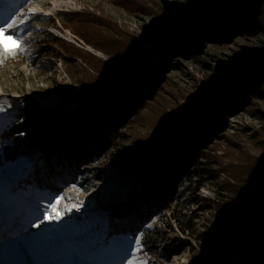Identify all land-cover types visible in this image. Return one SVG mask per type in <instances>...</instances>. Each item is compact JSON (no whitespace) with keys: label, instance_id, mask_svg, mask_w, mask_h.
<instances>
[{"label":"trees","instance_id":"16d2710c","mask_svg":"<svg viewBox=\"0 0 264 264\" xmlns=\"http://www.w3.org/2000/svg\"><path fill=\"white\" fill-rule=\"evenodd\" d=\"M216 1L207 0L211 4L209 10L190 24V38L178 48L183 55L177 56L188 59L184 55H189L202 62L204 58L200 53L204 43L231 41L238 32L252 29L251 25L246 26L251 20L255 23L259 19L264 23V0H229L228 7L214 5ZM114 2L128 9L134 7L136 13L150 9L149 4L141 0ZM151 11L160 13V10ZM56 13L63 29H70L108 59L52 33L38 36L34 41L39 56L53 54L51 47L56 46V55L66 62L65 69L72 82L96 84L98 92L92 96L66 140L48 143L39 151L35 162L21 176L17 190L28 195L57 193L62 186L76 183L77 177L88 176L87 167L102 160L113 147L112 161L122 168L127 167L131 160L121 156V145L128 138L125 129L129 122L142 124L147 126L148 137L140 135L125 150L135 153L140 142L152 141V146L137 186L128 187L107 212L108 225L116 229L115 234L140 233L142 246L152 257L149 264H160L153 260L158 253L160 235L148 225L161 212L170 210L180 229L202 243L200 246L209 253L210 264H229L232 248L236 250L239 263L264 264V156L256 158L246 154L241 157L240 160L246 162L231 174L234 183L230 185L233 184L235 195L227 205L196 195L207 179H215L226 169L216 166L217 162H213L216 156L210 151L216 145L215 138L226 134L230 126L228 118L239 109L257 115L258 107H248L252 104L250 97L264 95V60L257 65H246L238 72L236 69L227 71L212 93L208 89L181 105L182 108L168 111L172 105L165 93L173 85V79L169 72L152 61V56L163 59L166 50L161 45L179 41L173 29L162 26L161 33L174 32L176 37L165 34L150 50L142 52L146 38L122 30L107 16L89 10ZM177 27L178 33L184 31L182 25ZM68 60L74 61V66H69ZM184 63L177 62L175 66L187 65ZM30 111L28 106L22 107L15 122L0 133L1 141L9 145L7 159L18 158L22 145L23 152H28L29 156L36 152L38 141L31 135L44 118ZM21 133L26 141L21 140ZM217 161L221 163L219 158ZM193 178L196 179L193 203L207 201L221 220V224L206 227L199 233L194 232L189 223L185 224L176 208L183 195L182 189L188 182L192 183ZM99 179L103 180L104 176L101 174ZM206 242L218 247H206ZM179 253L181 251L175 255Z\"/></svg>","mask_w":264,"mask_h":264},{"label":"rangeland","instance_id":"374dc122","mask_svg":"<svg viewBox=\"0 0 264 264\" xmlns=\"http://www.w3.org/2000/svg\"><path fill=\"white\" fill-rule=\"evenodd\" d=\"M149 4L147 11L136 13L133 9L120 6L114 0H12V7L16 9L19 19L28 17L24 27L26 49L15 58H9L0 66V104L5 111L0 113V133L4 127L11 126L17 119L18 111L28 106L31 113L42 116L43 123L35 129L33 136L38 141L36 152L29 156L20 148V156L16 159L5 157L6 148L0 138V227L9 222L11 228H0V237L11 235L14 238L9 244H22L26 252L24 264H124L128 255L131 238L140 236V244L135 245L140 251L135 253L139 264H149V257L141 243V234H115L116 229L108 225L107 212L113 203L120 199L128 187H136L141 172L149 156L152 141L140 142L138 151L129 154L126 146H131L135 139L148 137L147 126L129 122L126 127L127 141L121 145V156L131 162L125 168L112 161L115 148H111L100 161L87 167L88 176L77 177V182L62 186L57 193L28 195L25 191H18L20 179L26 169L36 160L40 150L45 145L56 141H65L69 132L80 121V116L88 106L92 96L98 92L96 84H76L72 82L65 69L63 58L57 57L56 46L53 54L39 56L34 41L38 36H48L51 33L60 38L74 42L78 47L88 50L100 57L108 59L100 50L86 44L70 29H63L58 19V11L89 10L96 15L111 18L118 26L133 35L142 36L146 41L142 52L150 50L165 34L177 36L178 42L162 44L166 52L163 59L152 56V61L170 73L173 85L165 93L171 101L168 111L185 105L208 89L217 88L221 84L227 71L242 70L246 65H257L264 60V23L259 19L255 23L251 20L248 32H238L231 41L203 44L200 55L204 58L197 62L193 57L183 55L178 50L184 41L190 38V24L201 18L211 4L207 0H141ZM243 2V0H236ZM207 3V4H206ZM203 4H206L203 7ZM209 4V5H208ZM214 5L230 6L229 0H217ZM29 9H35L30 12ZM151 10H160L154 14ZM164 14V15H163ZM164 16V17H161ZM182 25L184 31L177 32V25ZM223 21L220 20V25ZM168 25L174 32L163 31L160 28ZM202 21V27H204ZM196 26L193 27L195 29ZM30 32L31 35H27ZM165 32V33H164ZM175 36V37H176ZM188 43V42H187ZM186 44V43H185ZM208 51V55L205 52ZM167 56H170L167 57ZM177 62H185V66H175ZM69 66L74 61L68 60ZM78 63H81L79 60ZM37 94L57 96V102L52 105L41 104ZM252 103L248 108L258 107L257 115L239 109L235 115L228 118L229 128L222 137H216V145L210 151L217 162L226 169L221 171L215 179H207L196 195L201 198L209 197L216 204L227 205L231 202L235 192L231 174L239 170L245 160H240L246 154L259 158L264 156V95L250 97ZM146 134V135H145ZM21 136L22 141L25 140ZM217 158L221 161L219 163ZM104 179H99L100 175ZM191 184V185H190ZM196 179L188 182L182 189L183 195L176 206L177 214L191 225V229L199 233L206 227L221 224L216 217L215 210L207 201L203 204L193 203ZM188 186V187H187ZM66 194L73 199H65L69 206L83 201L79 212L66 214L63 222H45L39 229L32 225L43 218L52 197ZM212 204V202L210 203ZM63 207V205L61 206ZM39 209V210H38ZM68 217H71L68 219ZM208 225V226H207ZM159 232L158 253L153 260L160 264H210L209 253L200 246L202 243L195 237L184 233L171 211H163L148 225ZM210 228V227H209ZM3 232L7 234H3ZM106 235L104 237L101 234ZM190 244H189V243ZM206 247L217 248V244L206 242ZM177 251L181 253L176 254ZM217 251V250H216ZM229 264L239 262L240 259L234 248L230 249ZM169 256L171 257L170 259Z\"/></svg>","mask_w":264,"mask_h":264},{"label":"snow or ice","instance_id":"6c2138e0","mask_svg":"<svg viewBox=\"0 0 264 264\" xmlns=\"http://www.w3.org/2000/svg\"><path fill=\"white\" fill-rule=\"evenodd\" d=\"M12 0H0V66H3L9 58H15L18 54L24 53L26 49L25 36L21 33L26 32L22 27L28 19H19L16 15V9L12 6ZM30 12H35V9H29ZM27 35H31L27 32ZM5 108L0 104V113L4 112ZM21 135H23L21 133ZM73 199L67 197L66 194L56 195L52 197L51 202L48 204L47 209L44 210L43 218L32 226L39 229L45 222L58 221L63 222L66 214L79 212L83 206V201L79 203L65 204V199ZM63 205V207H61ZM39 210V209H38ZM71 217H68L70 219ZM134 243L130 244L128 255L124 264H139L136 259L135 253L140 251L139 247L135 245L140 244V236L131 238Z\"/></svg>","mask_w":264,"mask_h":264},{"label":"bare ground","instance_id":"6f19581e","mask_svg":"<svg viewBox=\"0 0 264 264\" xmlns=\"http://www.w3.org/2000/svg\"><path fill=\"white\" fill-rule=\"evenodd\" d=\"M37 99L38 101L41 103V104H44V105H52L53 103H56L57 102V96L55 94H51V95H43V94H37ZM10 223L7 222L5 224V227H0L2 228L3 230H5L6 228H11L10 227ZM3 234H7L6 232ZM9 238H14L12 237L10 234L6 235L5 238H3V240L0 241V243L5 240H7V242L5 243V247L6 249L9 248V253H5V255L7 256V258L11 259L12 257L16 256V259H18V262L16 264H23L21 261L22 258H25L26 257V252L23 250V248L25 249V247L19 245V247L17 246H12L11 244H9L8 242V239ZM10 240V239H9ZM16 261V260H14Z\"/></svg>","mask_w":264,"mask_h":264}]
</instances>
